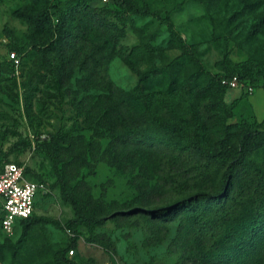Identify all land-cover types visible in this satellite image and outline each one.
Segmentation results:
<instances>
[{
	"label": "rangeland",
	"instance_id": "374dc122",
	"mask_svg": "<svg viewBox=\"0 0 264 264\" xmlns=\"http://www.w3.org/2000/svg\"><path fill=\"white\" fill-rule=\"evenodd\" d=\"M130 1L151 14H131L113 0H88L104 10L113 28L105 37L97 29L90 34L85 20L82 35L95 51L86 54L78 41L77 49L85 52L70 63V78L59 83L50 33L33 30L14 13L32 4L68 11L76 0H0V167L12 162L53 184L32 216L49 222L33 225L16 249H0V264H57V251H63L62 264H264V236L254 253L241 247L252 230L264 227L258 208L264 209V146L249 152L245 172L224 183L225 167L206 161L195 146L179 150L152 139L162 138L160 123H170L185 130V145L193 139L205 149L230 147L235 125L264 122L262 79L251 93L225 90L229 111H207L209 99L195 95L201 84L189 82L192 70L168 69L180 52L168 44L164 21L170 19L211 74L219 73L225 56L235 63L254 58L264 69V26L250 33L264 18V0ZM114 35L115 45L108 40ZM11 51L18 54L16 68L4 62ZM85 69L129 94L145 117V132L114 146L104 127L87 123L72 100L83 93ZM64 133L81 139L63 144L59 162L72 183L84 180L103 206L108 219L100 226H69L73 212L59 197L48 157ZM78 158L86 163L78 166ZM222 188L229 195L230 220L219 210ZM20 234L18 227L12 235L0 229V245H15Z\"/></svg>",
	"mask_w": 264,
	"mask_h": 264
},
{
	"label": "trees",
	"instance_id": "16d2710c",
	"mask_svg": "<svg viewBox=\"0 0 264 264\" xmlns=\"http://www.w3.org/2000/svg\"><path fill=\"white\" fill-rule=\"evenodd\" d=\"M113 2L117 7L131 14H151L148 9L141 10L130 0H113ZM14 15L24 21L33 30L50 33L52 40H50L48 47L50 46V49L54 51L58 60L55 76L59 83L63 82L65 76L70 78L73 72L72 67H69L70 63L74 58L79 57L82 52H85L84 49H77L78 41H81L80 44L84 45L83 47L86 50L88 49L86 51L88 53L86 54L90 55L95 51L93 45L86 47L89 44L85 41L84 35H82L84 31H81V29L83 30V26H85V20L90 21L91 31L88 32L90 34L94 32L93 30L97 29L105 37V35L109 34V30L113 28L110 23L108 24L104 10L102 8L90 7L88 0H76L74 7L68 11H59L55 6L40 9L33 4L26 5L16 10ZM53 17H55L54 22L52 21ZM164 21L168 32V44L180 52L169 65L168 69H173L175 72L184 68H190L192 70L189 76V82L201 84L197 87L195 95L197 97L206 96L209 99L206 106L208 112L229 111V106L224 102L225 90L228 89L222 83L224 79L236 77L240 82L252 88L255 87L259 80H264V69L260 62L254 58L235 63L225 56L219 63V73L211 74L205 71L192 47L178 34L170 19L166 18ZM263 26L264 18H261L251 28L250 33H257ZM108 40L115 45L117 36H110ZM69 50H73V52L68 54ZM11 52L16 53L18 56L17 52ZM4 62L13 66L7 60V56ZM85 62L87 63L88 61L85 60ZM85 62L80 63L81 69ZM84 71L87 73L86 77L79 81L83 93L79 99L77 97L78 95H76L72 100L76 102V109L81 115L85 116L87 123L94 127H104L108 131V134L113 137L114 146L120 141L125 145L131 138H136L138 135H141L142 131L145 132V129H142V123L144 124L143 120H145V117L143 113L134 107L135 105L132 104L129 94L115 88L105 77L97 79L94 77L95 73L93 71H89L88 69ZM169 84H173V79H170ZM139 88L142 90L144 85H141ZM234 128L236 129L235 141L230 147L205 149L196 145L198 141L193 139L185 145L183 141V137L186 135L185 130L178 124L170 123H160L157 135L162 138L152 139H162L168 146L179 150L189 148L191 145L195 146L206 161L221 162V165L225 167L223 181L227 183V181H232L239 171L242 170L245 172V161L249 152L264 146V122L253 125L238 124ZM77 139L81 138L70 137L64 133L57 137L55 141L57 146L54 145L48 152V157L54 169V184L56 189H58L59 197L63 203L71 207L73 212L74 218L69 222V226L73 231H75L78 225L100 226L108 219L104 215L103 206L93 199L91 189L87 183L82 179L72 183L66 167L64 164L62 166L59 162L60 155L64 150L62 148L63 144L73 146ZM76 162H78V166L80 162L83 164L86 163L85 159L81 161L80 158ZM3 166L0 167V171L3 169ZM24 173L32 180L47 183L46 180L33 175L26 169H24ZM48 185L52 191L53 184L49 183ZM218 196L220 198L219 210L224 220H230L231 217L228 215V209H226L229 195L225 188L221 189ZM258 208H260V213L264 211L263 206H259ZM32 216L27 220L20 221L17 225L19 229L21 228L20 238L17 243L12 245L7 240L0 245V249L5 247L13 250L16 249L27 237L33 225L49 222L47 219L32 218ZM263 236L264 227L254 229L249 234L248 242L241 247H244V251H247L246 253H251L253 249L258 247ZM70 247H76L75 239L72 240ZM54 257L57 264L64 263L63 251H57Z\"/></svg>",
	"mask_w": 264,
	"mask_h": 264
},
{
	"label": "built area",
	"instance_id": "2783aa9c",
	"mask_svg": "<svg viewBox=\"0 0 264 264\" xmlns=\"http://www.w3.org/2000/svg\"><path fill=\"white\" fill-rule=\"evenodd\" d=\"M7 60L13 67H18L19 58L14 52L7 55ZM228 89H239L251 93L253 88L238 78L224 79L222 81ZM52 191L45 182L30 179L24 173V168L7 163L0 171V229L6 235H12L20 221L29 219L34 213L38 201L47 199ZM73 254L71 249L68 252Z\"/></svg>",
	"mask_w": 264,
	"mask_h": 264
}]
</instances>
